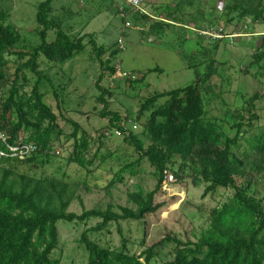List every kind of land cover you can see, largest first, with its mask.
Here are the masks:
<instances>
[{
    "label": "trees",
    "instance_id": "obj_1",
    "mask_svg": "<svg viewBox=\"0 0 264 264\" xmlns=\"http://www.w3.org/2000/svg\"><path fill=\"white\" fill-rule=\"evenodd\" d=\"M53 10V0L37 5L35 22L40 43L31 48L21 45L20 35L7 24L6 12L0 10V135L4 137L0 138V152L5 154L0 156V264H63L59 223L87 225L92 220L98 222L85 228L77 241L86 253L85 264H151L164 242L173 244L171 260L164 264H264V194L261 197L250 194L253 185L250 174L264 181V126L259 133H252L259 120L254 105L264 99V92L254 93L245 101L247 108L235 109L223 120L206 117L205 104L198 95L185 117L181 112V94L193 91L197 83L205 84L212 75L208 67L206 73L182 90L154 93L145 98L135 119L140 121L148 113L141 132L136 125L137 132L126 135L121 126L128 121L126 115L109 108L112 91L101 86L103 75L110 77L115 65L108 59L102 60L105 49L97 45L92 34L66 33ZM223 10L224 16L238 12L237 17L250 16L264 23V0H226ZM171 17L173 14L165 20L174 22ZM169 26L162 21L153 25L161 29ZM260 36L252 65L264 72V34ZM87 46L102 71L95 82L99 92L96 102L102 106L98 115L107 119V125L96 131L94 140L118 136L131 144L137 154L135 161L123 164L113 174L104 189L108 192L123 183L126 173L136 175L144 160L153 169V190L144 192L138 188L127 194L133 208L118 207L115 211L108 205L105 209H83L80 214L68 211L75 201L82 206L79 191L87 189L86 178L93 177L96 170H90L96 158L95 154L89 157L93 138L74 121L66 120L71 126L66 141H72L66 163L83 170L85 177L72 179L67 173L57 177L40 171L60 154L56 143L63 135L57 115L45 102L46 87L51 88L56 107L64 103L61 98L64 86L53 84L52 78L41 69L40 58L52 66H62ZM118 51L116 46L111 58ZM11 64L15 66L9 74ZM155 71L158 69L147 70L139 79L124 80L135 89L147 74ZM161 99L166 102L159 104ZM116 131L120 134L116 135ZM144 135L147 144L140 138ZM21 143L33 144L35 151L21 159L12 156L8 147H19ZM166 173L174 177L190 174L198 183H204L202 198L219 189L230 192L221 205L210 211L208 228L195 241H182L166 234L138 255L130 254L128 241L119 227L120 246L101 245L94 236L107 232L111 224L141 222L165 204L156 202V197L164 193Z\"/></svg>",
    "mask_w": 264,
    "mask_h": 264
},
{
    "label": "rangeland",
    "instance_id": "obj_2",
    "mask_svg": "<svg viewBox=\"0 0 264 264\" xmlns=\"http://www.w3.org/2000/svg\"><path fill=\"white\" fill-rule=\"evenodd\" d=\"M43 1L45 0H0V10L6 12L7 24L20 35L23 47L31 48L40 43L36 33L38 26L35 14L37 5ZM225 4L226 0H144L142 6L150 15L170 24L164 29L153 27L154 23L160 21L139 17L122 0H53V13L66 33L72 36L92 34L97 45L105 49L102 60L108 59L115 66L119 64L123 71L134 74L136 79L149 69H158L147 74L135 89L130 88V84L124 79L112 80L106 74L101 81V86L109 87L112 91L109 108L125 114L127 120L132 122L126 123L128 127L133 129V125H138L141 132L148 113L140 121L135 119L139 105L145 98L154 93L182 90L206 73L208 67H211L212 72L210 79L201 86L197 83L198 87L193 88V91L181 94V112L185 117L190 105L197 102L198 95H201L205 104L206 117L223 120L226 114L228 117L235 109L242 106L247 108L245 101L254 93L264 92V72L260 67L252 65V54L260 44V35L264 34V23L250 16L237 17L238 12L224 16ZM120 8H124V11L121 12ZM172 14V21L176 23L165 20ZM125 21H129L132 27L125 28ZM210 27L222 29L223 37L212 40L197 33ZM119 39L125 48L111 58ZM9 59L13 60V57ZM40 64L41 69L52 78L54 85L64 86L61 91L64 103L59 107H56L51 88L46 87L44 91L45 102L57 115L63 135L56 143V149L61 150L60 154L40 171L57 177H62L64 173L72 179L85 177L83 170L66 163L72 145L71 140L66 141V136L71 133V126L66 120L74 121L93 138L89 157L95 154L96 158L90 170H96L93 177L86 178L87 189L79 191L82 206L75 201L68 211L80 214L83 209H105L108 205L115 211H118V207L133 208L134 205L128 202L127 194L138 188L144 192L153 190V169L144 160L137 168L136 175L126 173L123 183H118L108 192L104 189L113 174L123 164L135 161L137 154L131 144L118 136L94 140L96 131L107 125V119L98 115L102 106L96 102L99 92L95 88V82L102 71L90 46L62 66H52L43 58H40ZM14 66H9V74ZM165 102V99L158 101L159 104ZM253 111L259 120L252 133H259L264 126V99L255 102ZM136 132L137 130H133V133ZM140 132L138 136H141ZM140 138L145 144L148 143L145 135ZM171 173L169 175L172 180L168 178L170 183L164 193L156 197V202L165 203L157 212L147 215L141 222L111 224L107 232L95 235V239L101 245L117 248L121 243L119 227L122 236L128 241L130 254L136 255L147 246L161 241L166 234L182 241L198 239L208 228L210 211L221 205L230 192L219 189L202 198L204 183H198L190 174L174 177ZM250 176L253 181L250 194L261 197L264 194V181L254 173ZM97 222L92 220L87 225L59 223V247L63 264H85L86 253L77 241L85 228L92 227ZM143 238L144 244H141ZM172 251L173 244L164 242L151 264L170 261Z\"/></svg>",
    "mask_w": 264,
    "mask_h": 264
},
{
    "label": "built area",
    "instance_id": "obj_3",
    "mask_svg": "<svg viewBox=\"0 0 264 264\" xmlns=\"http://www.w3.org/2000/svg\"><path fill=\"white\" fill-rule=\"evenodd\" d=\"M125 4L126 7L135 11V13L139 16V17H148V19H152V20H157V21H162L165 22L163 19L161 18H155L152 15H150L142 6L144 3V0H122ZM121 12L124 11V8H120L119 9ZM144 21V20H142ZM148 22V21H147ZM142 26V25H141ZM124 27L125 28H131L132 25L129 21H125L124 23ZM197 33L201 36H206L210 39H221L223 37L222 35V29H215L213 27L207 28L206 30L203 31H197ZM117 48L119 51L124 50V44L123 42L119 39L117 41ZM110 78L112 80H116V79H136L135 76H132V74L127 73L125 71L122 70L121 66L119 64H117L115 66V71L114 73L110 76ZM127 124L132 123L130 120L126 122ZM126 123H122L121 126L124 130V133L126 135L129 134V132H133V130H136V125H133L132 128L130 129ZM116 135H119L120 132L116 131L115 132ZM0 138L2 140H4V137L2 135H0ZM8 150L10 152V154L12 156H17L20 159L23 158L24 156L30 154L31 152L35 151V146L31 143H21L19 147H8ZM5 154L3 152H0V156H4ZM170 173H166L165 177H164V182L162 185V190L165 191V189L167 188V184L170 183V181H168V178H171L170 180H172L171 175H169Z\"/></svg>",
    "mask_w": 264,
    "mask_h": 264
}]
</instances>
